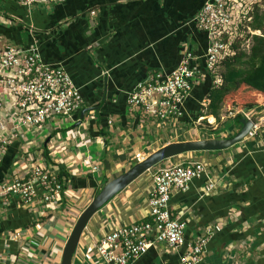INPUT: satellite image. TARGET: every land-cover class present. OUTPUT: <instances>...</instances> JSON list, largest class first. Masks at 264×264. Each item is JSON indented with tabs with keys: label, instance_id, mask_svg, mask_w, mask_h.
<instances>
[{
	"label": "crops",
	"instance_id": "obj_1",
	"mask_svg": "<svg viewBox=\"0 0 264 264\" xmlns=\"http://www.w3.org/2000/svg\"><path fill=\"white\" fill-rule=\"evenodd\" d=\"M205 1L64 0L47 9L30 10L11 1L0 2L4 15L13 19L11 26H0V42L16 47L35 42L44 62L65 68L84 105L72 120L60 121L67 127L51 130L49 125L48 138L41 149L36 147L41 155L46 149L49 167L57 166L75 179L78 188L68 185L72 198H63L55 209L39 208L35 213L12 201L0 220L2 233L26 231L24 246L37 250V263L29 264H60L64 243L88 203L86 194H93L103 182L154 151L170 143L229 139L241 127L234 119L242 112L257 114L264 125V102L252 109L222 104L218 120L207 116L188 124L196 107L208 103V76L194 85L184 105L186 116L176 123L161 125L135 118L129 111L126 94L151 73L176 69L183 54L191 53L202 69L208 41L194 20ZM206 120L207 127L202 125ZM263 131L224 151L189 153L165 161H199L216 184L203 194L207 179L193 180L187 192L172 195L169 205L173 217L186 223V242L208 227L213 229L200 264H264ZM18 147L16 142L7 149L6 162ZM87 162L97 167V173L89 172ZM8 171L3 165L2 178ZM151 180L150 171L144 173L90 219L78 244L77 264L92 263L85 258L91 234L145 220ZM23 218L27 226L21 228L18 222ZM10 250L16 252V245L11 244ZM27 262L20 259L17 264ZM132 264H179V255L149 250Z\"/></svg>",
	"mask_w": 264,
	"mask_h": 264
},
{
	"label": "built area",
	"instance_id": "obj_2",
	"mask_svg": "<svg viewBox=\"0 0 264 264\" xmlns=\"http://www.w3.org/2000/svg\"><path fill=\"white\" fill-rule=\"evenodd\" d=\"M5 1L30 10L57 6L64 0ZM258 1L206 0L194 20L208 41L202 69L195 63L197 58L185 53L170 73L159 71L148 75L126 94V104L134 117L161 125L176 123L186 116L185 102L194 85L204 76L212 78L213 85L219 87L222 83L219 66L234 55L233 46L238 41L249 40L243 35L264 38V30L252 31L243 25L246 19L251 21V6ZM12 24L13 19L0 9V26ZM83 106L80 90L65 68L61 64L44 62L35 42L27 47L0 42V168L7 149L16 142L19 144L8 174L0 180V220L12 201H18L22 208L35 213L39 208L41 211L55 209L63 198H72L71 187L64 186L58 179V167L46 166L36 147L39 145L41 149L48 138L44 131L49 122L55 118L72 120ZM241 117L257 119L245 137L256 138L264 128L258 115L242 112ZM107 123L111 125L112 121ZM39 134L45 138L34 137ZM86 166L90 173H97V167L90 162ZM151 178L146 193L145 220L121 224L106 232L99 229L96 235L91 234L85 254L91 264H132L149 250L178 253L179 264L202 263L213 229L208 227L186 242V223L172 216L169 202L174 193L187 192L193 180L207 179L205 194L213 191L216 184L209 178L203 163L185 158L151 172ZM26 236L25 230L0 232V264H17L20 259H27L26 264L37 263L34 257L37 250L24 246ZM11 244L16 245V252L10 250ZM183 248L184 252L179 253ZM78 252L77 247L72 264H77Z\"/></svg>",
	"mask_w": 264,
	"mask_h": 264
},
{
	"label": "trees",
	"instance_id": "obj_3",
	"mask_svg": "<svg viewBox=\"0 0 264 264\" xmlns=\"http://www.w3.org/2000/svg\"><path fill=\"white\" fill-rule=\"evenodd\" d=\"M254 9L251 21L246 26L252 31H263L264 11H260L257 7ZM248 37L249 35H246L244 39ZM249 39L251 47L248 52L240 49L242 41H238L233 46L234 55L224 59L220 64L219 75L222 83L219 87H215L212 83V78L208 76L210 80V87L206 97L208 103L206 107L197 106L193 113L190 111L191 116L190 120L187 121L188 124H192L207 116H212L215 120H218V111L222 104H227L231 108L235 106L240 107V104H244L243 108L252 109L264 102V38L252 36ZM241 118V116L236 117L234 123L239 124ZM209 121L213 122V119L210 118ZM213 133L215 134L216 132ZM42 157L45 164L49 166L50 159L46 149H42ZM5 159L6 157L0 168V180L2 178L1 169L3 165L10 168L12 163V160L9 159L6 162ZM58 179L64 186L70 185L73 189L78 188L75 184V179L62 169L58 172ZM107 182L109 181L103 182L99 188L95 189L94 193H98ZM203 194L205 193L203 192ZM171 204L172 201L170 200L169 205ZM18 223H20L19 226L21 228L27 226V221L24 218ZM18 223L15 228L18 227ZM184 249H182V253Z\"/></svg>",
	"mask_w": 264,
	"mask_h": 264
},
{
	"label": "water",
	"instance_id": "obj_4",
	"mask_svg": "<svg viewBox=\"0 0 264 264\" xmlns=\"http://www.w3.org/2000/svg\"><path fill=\"white\" fill-rule=\"evenodd\" d=\"M84 113L85 111L83 110L80 114L81 119L83 118ZM256 121V118L250 120L241 118L239 120L241 125L239 131L229 139H205L165 145L148 155L146 158L138 161L124 173L107 182L77 218L64 243L60 257V264H72L73 256L78 247L80 238L90 219L141 175L150 171L162 162L174 159L181 155L227 150L244 140Z\"/></svg>",
	"mask_w": 264,
	"mask_h": 264
},
{
	"label": "rangeland",
	"instance_id": "obj_5",
	"mask_svg": "<svg viewBox=\"0 0 264 264\" xmlns=\"http://www.w3.org/2000/svg\"><path fill=\"white\" fill-rule=\"evenodd\" d=\"M253 0H251V2H252ZM257 7V9H259L260 11L262 10V11H264V0H259L258 2H256L255 4H253L252 6H251V8H252V10H251V14H249V16L251 15L252 16V14H253V12H254V8H256ZM44 8H46L47 9V7H44ZM38 9V8H37ZM48 10H51V9H48ZM249 21H250V19L247 21V19L244 21V27L246 28V25L249 23ZM248 32V31H247ZM244 37L246 36V34H244L243 35ZM250 37H248V38H246V39H249ZM240 39V38H239ZM250 47H251V42H250V39L248 40V41H245V42H242L241 43V45H240V49H242V50H244V51H246V52H248L249 51V49H250ZM240 103V102H239ZM241 106L240 107H238V108H243L244 107V104H240ZM234 110V112L237 110V109H233ZM221 114V113H220ZM240 114V113H239ZM60 121H62V119L61 118H55L52 122H49L48 124H47V129L44 131V135L46 136L47 134H48V129H49V125H50V128H52L51 130H54L55 128H60V129H63L64 127H67V124L65 123V124H61V122ZM232 123V122H231ZM231 123H229V124H231ZM202 125H204V126H208V122H207V120L206 121H204V123H202ZM35 138L36 137H38L39 139H40V137L41 138H45L42 134H39V135H35L34 136ZM44 142V141H43ZM166 165H168V163L167 162H162L161 164H159V165H157V166H155V168H153V169H151L150 171L151 172H153V171H155V170H157L158 168H161V167H165ZM150 172V173H151ZM147 173V172H146ZM144 175V174H143ZM116 176H118V175H116ZM115 176V177H116ZM114 177V178H115ZM113 179V178H112ZM111 179V180H112ZM97 195V193H93L92 194V192H90V193H87L86 194V197L88 196V203L86 204V207H87V205L91 202V200L95 197Z\"/></svg>",
	"mask_w": 264,
	"mask_h": 264
}]
</instances>
